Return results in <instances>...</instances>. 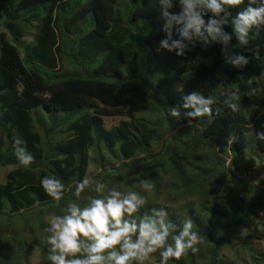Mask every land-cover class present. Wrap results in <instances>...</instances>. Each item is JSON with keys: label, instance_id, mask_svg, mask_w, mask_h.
I'll return each mask as SVG.
<instances>
[{"label": "trees", "instance_id": "trees-1", "mask_svg": "<svg viewBox=\"0 0 264 264\" xmlns=\"http://www.w3.org/2000/svg\"><path fill=\"white\" fill-rule=\"evenodd\" d=\"M248 3L244 0L232 14ZM0 27L5 31L0 34V166L16 167L0 182V218L7 232L12 228L10 238L0 233V247L8 252L2 255L0 250V264H31L23 236L29 228L26 221L45 232L44 217L62 214L64 204L47 195L41 178L61 179L65 201L75 200V185L88 175L91 153L98 170L109 167L100 182L109 185L114 174L126 172L124 187H132L136 177L144 176L154 198L162 190L148 170L178 167L187 156L182 177L168 196L172 203L179 196L202 197L204 203L200 212L188 204L187 215L177 218L170 212V219H193L205 241L199 253L178 264H264V255H245L248 246L233 242L237 229L250 226L252 214L264 208V190L245 179L257 166L255 148L264 151L256 135L264 130V66L252 60L236 69L226 64L219 45L207 50L198 45L183 57L160 48L165 33L158 0H126L122 7L119 0H0ZM225 30L232 32L231 27ZM27 33L33 41H26ZM260 33L264 43V28ZM232 44H237L235 38ZM64 64L71 70L57 73ZM241 77L253 78V85L259 78V91L253 97L242 95L240 112L230 113L221 93L229 87L243 92ZM193 92L215 97L212 118L170 117L168 108L179 107ZM152 101L156 120L137 118L150 110ZM115 116L129 121L106 129L103 117ZM252 130L254 137L248 134ZM15 137L35 157L31 166L18 164ZM154 145L160 148L157 153L151 152ZM113 163L118 167H110ZM251 195L252 204L243 201ZM219 198L229 203L228 211L217 209L214 201ZM210 212L224 219L221 229L206 227L211 220L198 221ZM47 248L43 243V264H52ZM203 249L207 258L201 262L197 256ZM228 249L233 262L224 259ZM147 264H159V254Z\"/></svg>", "mask_w": 264, "mask_h": 264}, {"label": "clouds", "instance_id": "clouds-1", "mask_svg": "<svg viewBox=\"0 0 264 264\" xmlns=\"http://www.w3.org/2000/svg\"><path fill=\"white\" fill-rule=\"evenodd\" d=\"M165 38L160 48L179 57L198 45L207 50L213 45L222 49L226 64L246 68L252 60L264 66V0H249L247 7L232 14L244 0H158ZM256 4V6H253ZM179 6L178 11L174 9ZM231 27L229 33L225 29ZM233 38L237 44L233 46ZM254 45V47L252 46ZM239 48L240 51H234ZM247 51L248 55L242 54ZM261 76H264L262 74ZM244 87L227 88L221 93L223 105L230 113H239L241 97H253L259 91V78H240ZM215 97L193 92L183 97L179 107H169L174 119L212 118ZM181 107L184 109L181 112ZM264 143V130L256 134ZM15 137L13 153L19 165L31 166L35 157ZM40 186L54 201H64L62 214L45 219L48 259L52 264H147L159 254V264H178L189 254L200 252L205 237L193 219L179 223L170 219L168 207L148 206L144 194L152 186L140 179L130 190H121L85 176L75 185V200L65 201V184L54 175L44 176ZM83 194V195H82Z\"/></svg>", "mask_w": 264, "mask_h": 264}, {"label": "rangeland", "instance_id": "rangeland-1", "mask_svg": "<svg viewBox=\"0 0 264 264\" xmlns=\"http://www.w3.org/2000/svg\"><path fill=\"white\" fill-rule=\"evenodd\" d=\"M126 0H119V5L122 7L125 4ZM4 29H2L0 27V34L4 33ZM10 39V37H9ZM26 41L27 42H31L33 41V37L31 35V33H27L26 36ZM25 51H22V56H24ZM68 70H71V66L68 64H64L60 66V70L57 71V73H61V72H66ZM151 92L155 93V90L152 89ZM223 92V90H222ZM153 94V93H152ZM157 106L155 104V102H151V108L148 112H142L140 114H137V118H143L145 120H147L148 122H154V120H156V115L157 113ZM92 113V111H91ZM42 119H45L46 117L40 115ZM103 121H104V126L106 129H111L112 127L118 126L120 123L125 122V121H129V118L127 117H123V116H115V117H103ZM254 130L249 131V135L254 137ZM253 137H249L252 143H255L254 138ZM159 147L157 145H154V147L152 148V153H157L159 151ZM256 153H257V157L256 161H257V166L255 168V170L247 177H245V179L248 181V183L251 185L252 183H255L257 186L261 187L264 190V151L260 150L258 148H255ZM200 156L205 157L206 153L202 152L199 153ZM105 157V156H104ZM187 156H183L182 159V164L178 167H168L166 166V169L164 172H161L158 169H153V167L150 168V170H148L149 172H154L153 175H155V180L157 182V184L160 185V189L162 190V193L160 194V196L154 198V196L151 194L150 189L145 192L144 194L148 197V206L149 207H168L169 211L171 213H173V215H175L177 218H182L183 215H187L188 212H186L187 205L191 204V207H193L195 209L196 212H200V208H202V203H204V199L202 197L200 198H193V197H187V196H179V198H177V200H174V202L172 203L170 200H172L169 196H168V192L170 187L178 180L180 179V177H182L181 172L185 169V167L187 166ZM221 158V157H220ZM96 159V155H94L93 153L90 154V160H91V165L89 166L88 169V175L87 177L91 180L94 181H100L101 179H103L104 177V173L107 169H109V167L107 168H103L101 170H98L93 164L95 162ZM107 161L109 160V158L106 159ZM229 158H227V164L229 163ZM113 168H117L118 165L117 163H113L112 166ZM16 167H2L0 166V182L3 184L6 182V177L8 175L9 172L15 170ZM117 176H113V182L109 184V186H116L118 188H120L121 190H130L132 189L135 185H138V182L140 179H144L147 180V178H145L144 176L141 177H136V181L134 182L132 187H124L125 184V180L127 178L126 176V172L121 173V174H114ZM217 175V173H216ZM214 175V177L216 176ZM148 181V180H147ZM246 187V186H245ZM243 195H248L245 192L243 193ZM154 199V200H153ZM244 199V198H243ZM242 199V200H243ZM254 196L251 195L250 198H248V196L245 197V199L243 200L246 203H253L254 201ZM206 201V200H205ZM215 205L217 207L218 210L221 211V209L228 211L229 209V203L220 201V198L215 200ZM208 204V203H207ZM209 207H211V205L209 204ZM212 212V211H211ZM211 212L209 214L203 215L198 221L202 222L204 224L210 223V220L212 222V225L206 226L209 227L211 230H218L221 229L220 227H222L224 225V219L220 220V216L219 217H214L211 215ZM50 216H46L44 217L43 221L44 224L47 226L45 219L48 218ZM26 222H28V230L25 231L24 233V237L27 239V243H28V262L31 264H43V258H42V244L46 243V237H47V233L46 232H40L39 230L36 231L37 228V224L34 223V221H29L27 220ZM6 227H7V223L4 222L3 219L0 218V233H2L3 238H10L12 235H10L11 233V227L9 228V232L6 231ZM14 229V228H13ZM31 230V231H30ZM15 231V229H14ZM235 244H239V245H246L248 246V252L245 255H250V254H261L264 255V208L256 211L254 214H252V220H251V224L250 226H240L237 231L235 232L234 235V241ZM1 253L2 255H7L8 252H6L5 249H3L2 247H0ZM233 251L231 250H226L225 253V261L227 262H233V258L234 255L232 253ZM242 259L247 260L246 263H249V257L245 256L243 254H239ZM197 258L203 262L206 261L207 255H206V250L203 249V253L202 256H197Z\"/></svg>", "mask_w": 264, "mask_h": 264}]
</instances>
